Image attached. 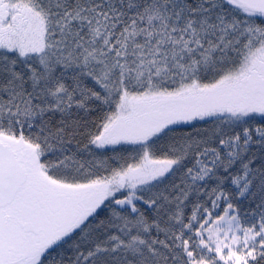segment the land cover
Wrapping results in <instances>:
<instances>
[{"label":"snow or ice","instance_id":"1","mask_svg":"<svg viewBox=\"0 0 264 264\" xmlns=\"http://www.w3.org/2000/svg\"><path fill=\"white\" fill-rule=\"evenodd\" d=\"M0 264H264V0H0Z\"/></svg>","mask_w":264,"mask_h":264}]
</instances>
